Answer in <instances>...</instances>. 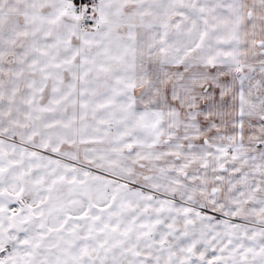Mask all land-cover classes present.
Here are the masks:
<instances>
[{"label":"snow or ice","instance_id":"obj_1","mask_svg":"<svg viewBox=\"0 0 264 264\" xmlns=\"http://www.w3.org/2000/svg\"><path fill=\"white\" fill-rule=\"evenodd\" d=\"M0 264H264V0H0Z\"/></svg>","mask_w":264,"mask_h":264}]
</instances>
